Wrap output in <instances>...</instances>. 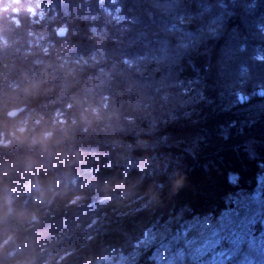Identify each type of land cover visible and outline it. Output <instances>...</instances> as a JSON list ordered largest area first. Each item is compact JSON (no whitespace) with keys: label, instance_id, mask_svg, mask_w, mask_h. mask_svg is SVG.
I'll return each instance as SVG.
<instances>
[{"label":"trees","instance_id":"1","mask_svg":"<svg viewBox=\"0 0 264 264\" xmlns=\"http://www.w3.org/2000/svg\"><path fill=\"white\" fill-rule=\"evenodd\" d=\"M17 109L88 124L0 146V264L169 262L159 239L183 248L260 184L264 0H0V120ZM249 211L234 228L263 245Z\"/></svg>","mask_w":264,"mask_h":264},{"label":"rangeland","instance_id":"2","mask_svg":"<svg viewBox=\"0 0 264 264\" xmlns=\"http://www.w3.org/2000/svg\"><path fill=\"white\" fill-rule=\"evenodd\" d=\"M60 33L63 34L64 30ZM15 111L21 112L22 110H12L8 115L11 118H16L19 115L20 121L17 124L2 122L0 120V146L32 145V135L38 133L41 129L46 128L56 132L61 129L65 130V125L73 130L79 127L84 129L88 124L84 122L82 125L80 122H73L70 118L66 119L61 117L62 115L58 117V120L53 119L49 122V119L44 115L35 112L32 114L26 113L20 118L22 114L20 115V112L14 114L13 112ZM20 128L28 129L27 138L21 137L19 132ZM235 202L236 206L224 211L220 216L214 218L207 226L204 227L199 224H193L191 226L192 228L184 230L183 238L185 245L183 248L177 247L178 241L175 240V236L170 234L163 236L162 233L158 234L163 237L157 241L158 244L153 248V253L160 250L162 255L170 258L169 262L165 261L164 264H190L191 262H193V264H199L198 262L200 260L198 261L197 257H203L201 262L204 261L205 264H214L225 253H227L225 261L229 260L226 264H256L251 260L248 251L257 253V256L264 262V243L261 245L259 240H257L258 237L251 235L247 227L244 228L238 225L237 227L240 228V231L234 228L235 222L239 218L241 221H247L246 215L251 214L249 211L250 209L259 208L261 210L264 208V172L258 188L250 193H241L235 199ZM251 217L253 223L257 221L261 222V231H263L264 211H260L257 218L255 217L253 219V215H251ZM195 231L197 232L195 233ZM168 242L172 243L171 246H167ZM230 245H233V248L230 247ZM185 254H189V259L185 257ZM149 255H151V253ZM138 256V253H133L130 256H112L103 259L100 264H135L134 259L138 258ZM238 257H241V259L243 258V260L240 261ZM159 264H161V262Z\"/></svg>","mask_w":264,"mask_h":264},{"label":"clouds","instance_id":"3","mask_svg":"<svg viewBox=\"0 0 264 264\" xmlns=\"http://www.w3.org/2000/svg\"><path fill=\"white\" fill-rule=\"evenodd\" d=\"M19 132L21 134V137L27 138L28 129L27 128H20ZM55 136L54 130L49 129H41L38 133H35L31 137V144L36 145L39 144L42 148V150L47 151L50 142L53 140ZM33 161H30L28 163V168L31 169L33 165ZM120 185H116V187H119ZM32 191L35 194V198L38 201H43L47 199L50 195L55 197L57 195H60L59 192L56 191L55 184H48L45 185L42 183L39 179H37L32 184ZM14 204V198L10 194L8 190H5L3 192H0V212H2L5 208H7L8 212L11 213L13 209Z\"/></svg>","mask_w":264,"mask_h":264},{"label":"water","instance_id":"4","mask_svg":"<svg viewBox=\"0 0 264 264\" xmlns=\"http://www.w3.org/2000/svg\"><path fill=\"white\" fill-rule=\"evenodd\" d=\"M20 111H15V112H13L14 114H17V113H19ZM12 115V114H11Z\"/></svg>","mask_w":264,"mask_h":264},{"label":"bare ground","instance_id":"5","mask_svg":"<svg viewBox=\"0 0 264 264\" xmlns=\"http://www.w3.org/2000/svg\"><path fill=\"white\" fill-rule=\"evenodd\" d=\"M10 118H11V117H10ZM12 118H14V117H12ZM220 258H222V256H221Z\"/></svg>","mask_w":264,"mask_h":264}]
</instances>
